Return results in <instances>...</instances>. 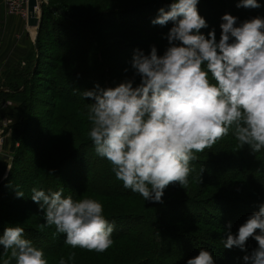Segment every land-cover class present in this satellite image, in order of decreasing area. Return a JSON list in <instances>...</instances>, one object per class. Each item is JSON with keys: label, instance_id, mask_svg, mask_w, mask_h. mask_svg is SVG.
Listing matches in <instances>:
<instances>
[{"label": "clouds", "instance_id": "1", "mask_svg": "<svg viewBox=\"0 0 264 264\" xmlns=\"http://www.w3.org/2000/svg\"><path fill=\"white\" fill-rule=\"evenodd\" d=\"M199 3L172 0L167 10L160 8L151 24H172L162 37L168 42L164 53L158 55L155 45L148 54L134 49L131 78L115 87L97 84L81 92L84 100L92 101L86 118L96 155L111 164L125 189L144 201L162 203L172 183L186 188L197 153L212 149L230 133L241 148L264 151V17L241 22L224 14L217 41L214 28L207 36L201 32L209 25L198 12ZM236 7L262 5L240 0ZM15 191L17 198H24L22 190ZM31 200L44 213L45 223L39 227H54L53 236L63 235L71 248L104 253L113 246L115 222L106 218L100 200L74 199L63 187H33ZM249 238L258 247L244 256V264H264V204L235 235L227 233L223 248L244 251ZM0 247L7 256L2 264H49L44 250L25 238L21 226L6 227ZM74 260L73 252L58 264ZM187 264H215V258L201 248Z\"/></svg>", "mask_w": 264, "mask_h": 264}, {"label": "trees", "instance_id": "2", "mask_svg": "<svg viewBox=\"0 0 264 264\" xmlns=\"http://www.w3.org/2000/svg\"><path fill=\"white\" fill-rule=\"evenodd\" d=\"M94 1L96 0L80 4L77 0H69L66 4L63 3L68 8L65 9L66 19H61L56 28L63 34L64 42H67L66 39L72 38L83 42L84 48L89 44V54L92 57L90 68H93L95 74L98 72V76L95 77L96 82L103 88H108L104 85L108 77L107 73L113 76L112 83L115 86L133 75V70L128 64L121 65L119 63L120 71L118 73L103 66L101 55L104 52V47L101 44L103 42L109 44L113 37L121 39V33L114 32V30L125 31L122 37H127L128 40L124 49H140L148 54L150 47L157 40L161 39L159 42L168 46L167 40L162 37L167 34L172 24L160 27L155 32V29L142 31L139 27H133L132 30V27L127 24L129 20L128 22L121 21V24L112 21L116 18L121 20L125 14L123 12L128 10H130L129 14L136 12L135 8L141 1H151L149 2L151 5L147 7L152 11L153 6H160L158 3L160 0H97L95 6ZM164 1L172 3V0ZM239 2L240 0H200L198 8L199 6L204 7L205 13L199 12V14L201 13L200 15L209 25V28L202 29L201 32L207 36V33L214 28L218 41L221 33V17L224 14H231L241 22L257 16L264 17V0H258L262 5L258 9L237 8L236 5ZM96 6L100 10L93 12ZM43 30L44 24L41 21L38 30L40 51ZM160 30L163 34L158 36ZM43 41L44 39H42ZM56 59L57 64H54L50 59L47 66L55 74L61 72L64 76L71 67V62H69L71 57L56 53ZM126 69L127 71H125ZM31 80L34 81V78ZM53 83L54 81L51 79L49 81L51 89L47 91L52 96L50 110L45 112L47 123L42 128L39 127L44 137V148L41 150L37 164L32 165L27 171L28 181L39 180L42 183L37 182L38 187L33 185V182L30 183L32 185L25 190L26 208L22 209H18L22 198L16 197L15 187L20 190L23 188L16 184L11 186L10 180L13 181L14 178L17 180L22 172L16 168L21 164L22 156L25 155L29 132L35 123L31 105L34 98L31 93L28 97L27 90L14 91V93H6V88L0 90V99L5 98L17 105L14 109L17 126L13 128L11 147L15 156L6 179L0 185V235L3 234L6 227H23L25 238L30 239L36 247L44 250L50 264H58L61 257L67 259L68 255L73 252L75 260L72 264H88L86 258L89 260L91 257L100 258L98 261L103 260L106 262L104 264H133L136 259L146 258L142 252H140V257L137 256L136 248L142 249L143 247H146L148 252L146 259L149 261L148 264H151L152 261L159 264L157 257L166 259L167 264H182L185 263L186 258L188 261L196 257L201 248L212 252L215 264H244V256L250 255L258 247L257 242L249 238L246 249L248 245L251 247L248 251L246 249L242 251L239 248H234V250L223 248L222 240L227 238L229 231L235 235L247 218L259 210L258 206L264 204V151L253 153L247 146L241 148L230 133L229 136L218 141L212 149H205L203 153H197L198 158L195 160L197 170H193L197 173H191L189 176V182H195L196 193H192V195L196 194V196L181 206L150 201L148 208L145 204L139 208L132 205L140 198L137 197L138 194L125 189L122 182L115 178V175L108 176L107 173L110 171L108 165L111 164L106 159L97 157L94 145L88 137L90 125L86 118L85 105L75 98L55 95L54 91L57 90ZM137 83H139L138 77ZM115 86L111 85L110 87ZM53 103L59 104L60 107L56 108V104L53 106ZM65 128L69 131H66ZM16 144H18V148L15 147ZM18 170L20 171L18 172ZM110 173L112 172L110 171L108 174ZM58 184L66 188L67 194L65 195L71 194L74 199L97 196L112 201L117 200L120 207L125 204L123 201H130L132 210L128 214L124 213L120 221L125 223L126 228L119 231L117 225L112 236L114 244L103 256L91 252L87 254L88 251L80 248H71L64 243L63 235H57L55 240L54 227L43 229L39 227L45 223L44 213L36 203L30 202L31 189L36 187L43 188L45 191L49 189L56 191L59 190ZM171 185L176 186L174 183ZM169 188L172 187L169 186ZM186 189L188 193L191 192L193 185H189L183 191L180 190L179 196L187 195ZM205 196L207 197L205 201H198V198ZM118 203L116 202V204ZM253 206L255 208H252ZM115 209L120 208L117 205ZM229 224L231 225L230 229ZM145 230L149 231L145 233ZM122 232L125 234L122 235ZM167 242L179 250V256L171 254V251L168 252L165 245ZM187 247H191L188 252ZM122 250L124 251L123 256L120 254ZM185 256L186 258L183 259L182 257ZM3 259H7V256L4 255L3 248L0 247V264Z\"/></svg>", "mask_w": 264, "mask_h": 264}, {"label": "rangeland", "instance_id": "3", "mask_svg": "<svg viewBox=\"0 0 264 264\" xmlns=\"http://www.w3.org/2000/svg\"><path fill=\"white\" fill-rule=\"evenodd\" d=\"M69 0H39V4L41 5V10L38 9L37 11V17L41 18L42 23L44 24V30L41 35V51L39 49V42H38V49L36 51L35 49V36L38 34V30L35 28H31V35H32V41H28L27 46H28V51L26 54H18L15 52H12L13 58L10 57V55H2L0 53V90H3L2 88H6V93H14V91H28V97L31 93L33 95V103L32 109H33V115L35 123L31 128V131L29 132V137L27 140V146H25V155L22 156L21 158V164L18 166L16 169L22 170L20 177L16 180L15 178L10 180L11 186H22V191L26 195L25 190L27 187H29L31 182H33V185H37L38 183H42L41 181H28V176H27V171L30 170L31 166H35L37 164V160L40 157L41 150L44 148L43 147V135L41 131L39 130V127H43L46 123L47 120L45 119L46 113L49 112L50 110V105L52 103L51 100V93H47L49 89H51V86H49V81L53 79L54 81V91L55 95H60V97L68 96L71 98L77 99V101L81 102L82 104L85 105V110H88V104L92 103L90 99H83L82 93L85 90H92L95 85H97L95 77L98 76V72L96 74L94 73L93 68H90L92 66V57L90 56V46L87 44L85 48L83 47V42H80L79 40H75L72 38L66 39L67 42H64L62 36L63 34L59 32L58 28L56 26L61 22V19H66L65 15V9H68L67 7L64 6L63 3H67ZM80 2V4H86L89 0H77ZM97 1V0H96ZM96 1H94V6ZM151 2V1H149ZM146 2V1H141L139 6L135 8V11L133 14H129L130 10L123 12L125 13L124 16H122L121 20H118L117 18L112 21H117L116 24H121L122 22H128V25H130L133 30V27H139L142 31L149 30L156 32L159 30L161 26H153L151 24V20L154 19L157 14L158 10L160 8H165L167 10V6L169 3L165 2L164 0H160L158 3H160V6L152 7V11L148 9L151 3ZM148 3V4H147ZM44 7V8H43ZM147 7V8H145ZM100 10L99 8L93 10V12H96ZM198 12L205 13L204 7L199 6ZM98 13V12H97ZM200 13V14H201ZM107 23V21H104ZM24 25H27V23L23 22ZM123 24V23H122ZM28 27V26H27ZM112 30V29H111ZM114 32H120L121 33V39L117 37H113V40L107 44V43H102L101 46L104 47V52L101 55V60L103 63V66H106L111 69L113 72H119L120 71V66L118 64L120 63L121 65L123 64H128L130 66V61L133 56V51L131 49H124L123 47L126 46V41L128 40L127 37H122L124 35L125 31L122 32L121 30H114ZM34 33V36H33ZM163 34V32H159L158 36ZM126 35L128 33L126 32ZM22 37H18V39H15L17 41L16 45L19 44L21 41ZM39 39V36H38ZM42 39L44 41L42 42ZM55 39V40H54ZM126 39V40H125ZM161 40V39H160ZM160 40H157L155 43H153L157 49H158V55H162L164 51L166 50L167 46L163 42H159ZM111 44V45H110ZM56 53L58 55L62 56H69L71 57V67L69 71H67L64 76L61 74H55L54 71H52L51 68H49L47 65L51 59L53 63L57 64V59H56ZM7 62V63H6ZM9 63V64H8ZM47 63V64H46ZM55 70V69H54ZM108 72V71H107ZM106 72V73H107ZM32 73V74H31ZM108 77L106 78V82L104 83L105 87L108 86V88L113 85L112 80L114 79L112 75L109 73L106 74ZM52 76V78H51ZM116 76V74H115ZM117 77V76H116ZM31 78H34V81L31 80ZM51 78V79H49ZM130 78V77H127ZM125 78V79H127ZM31 80V81H30ZM30 82V84H29ZM110 83H112L110 85ZM35 85V86H34ZM102 85V84H101ZM103 88V86H101ZM77 90V91H75ZM86 103V104H85ZM56 103H53V106ZM17 105L14 104L12 101L6 100L5 98L0 99V185L1 183L6 179L9 170L11 168V164L13 161V157L15 154L12 152L11 147H12V133H13V128L17 126V122L14 119L15 116V107ZM60 105L56 104V108H59ZM46 112V113H45ZM69 128V127H67ZM66 131H69L68 129L65 128ZM72 144V142L70 141ZM45 146V145H44ZM16 148H18V144L15 145ZM31 147V148H30ZM98 157V156H97ZM99 158V157H98ZM101 158V157H100ZM104 159V158H102ZM110 168V171L112 172V166L108 165ZM20 167V168H19ZM190 167L193 170H197V166L195 165V160L190 162ZM18 170V172L20 171ZM4 171V172H3ZM109 171V172H110ZM108 172V173H109ZM107 175H114V173H110ZM193 174H196L197 172L192 171ZM106 175V176H107ZM27 179V180H26ZM9 181L7 183L10 184ZM13 184V185H12ZM176 186L174 187L173 185H169L172 188H169V186L166 187L164 190V196L162 197V201L165 204H175V206H181V204H185L187 200H190L193 198L195 195H192V193H196L194 187L195 182H189V185H193V189L191 192H187V189L185 190L188 194L184 196H179V193H181L180 190L183 191V189L178 183H174ZM40 185V184H39ZM187 186V187H188ZM200 186V185H199ZM61 187L58 184L57 188L60 189ZM174 187V188H173ZM178 187V188H177ZM177 191H175V190ZM210 193V192H209ZM64 194L66 193V188H64ZM20 200V207L18 209L26 208V201H25V196ZM71 195V194H70ZM96 198L100 200L103 205H104V211H105V216L109 221H114L115 226L117 227L119 231H122L126 228L124 225L125 223L122 221V217L125 214H128L131 212V203L130 201H123L125 203L122 207H120L119 203L117 200L112 201L109 199H103L97 196H87L84 198ZM138 201L133 202L132 205H136L137 207L140 208L142 204H145L146 207L148 208L150 205V201H144V199L141 196ZM207 197H200L198 198V201H205ZM186 200V201H185ZM17 201V199H15ZM30 202H33L32 200ZM116 202L118 204H116ZM148 202V203H145ZM162 202V203H163ZM120 209H115L116 206ZM131 206V207H130ZM36 207V205H34ZM128 207V208H125ZM125 208V209H122ZM144 208V207H143ZM252 208H255L254 206ZM259 208V206H258ZM250 211V209L248 208ZM137 211V210H134ZM115 227V228H116ZM149 230H145V233L148 232ZM122 235L125 233L122 232ZM55 236V240H56ZM123 237V236H121ZM30 240V239H29ZM167 246L168 252L174 255H180L179 250L176 249L170 242L165 243ZM251 246H247V251ZM191 247H187L186 250L187 252L190 250ZM235 248V247H234ZM232 248L231 250H234ZM137 251V256L140 255V252H142L146 258L143 260L136 259L133 264H140V263H146L148 264L149 261L146 260L148 257V252L146 250V247L141 248H136ZM238 249V248H235ZM89 254V252H86ZM85 253V254H86ZM95 253L96 255H104V253H96V252H91ZM121 256L124 255V251L122 250L120 252ZM159 260V264H167V260L164 259L163 257H157ZM183 259L186 258L182 257ZM233 258V257H232ZM235 258V257H234ZM241 258H242V252H241ZM100 258L94 259L91 257L89 260L86 258V260L89 262L88 264H104L106 263L105 261H98ZM167 261V262H166ZM187 258L185 259V263L182 264H187L186 263ZM50 264V263H49ZM151 264H156L154 261H152ZM170 264V263H168Z\"/></svg>", "mask_w": 264, "mask_h": 264}, {"label": "crops", "instance_id": "4", "mask_svg": "<svg viewBox=\"0 0 264 264\" xmlns=\"http://www.w3.org/2000/svg\"><path fill=\"white\" fill-rule=\"evenodd\" d=\"M31 30L33 29L24 25L22 20L6 15L0 0V53L2 55H10L13 58L12 52L18 54L29 52L27 43L32 41ZM18 37H22V39L16 45L17 41L15 39H18Z\"/></svg>", "mask_w": 264, "mask_h": 264}, {"label": "built area", "instance_id": "5", "mask_svg": "<svg viewBox=\"0 0 264 264\" xmlns=\"http://www.w3.org/2000/svg\"><path fill=\"white\" fill-rule=\"evenodd\" d=\"M1 3L4 7L6 15L16 17L27 23L28 0H1Z\"/></svg>", "mask_w": 264, "mask_h": 264}, {"label": "water", "instance_id": "6", "mask_svg": "<svg viewBox=\"0 0 264 264\" xmlns=\"http://www.w3.org/2000/svg\"><path fill=\"white\" fill-rule=\"evenodd\" d=\"M39 9L41 10V5L39 4V0H28L27 3V12H28V18H27V26L29 28H35L39 30L40 25H41V18L37 17L35 10ZM38 34L35 36V49L37 51L38 49Z\"/></svg>", "mask_w": 264, "mask_h": 264}, {"label": "bare ground", "instance_id": "7", "mask_svg": "<svg viewBox=\"0 0 264 264\" xmlns=\"http://www.w3.org/2000/svg\"><path fill=\"white\" fill-rule=\"evenodd\" d=\"M37 11H38V9H36V10H35V12H36V15H37Z\"/></svg>", "mask_w": 264, "mask_h": 264}]
</instances>
